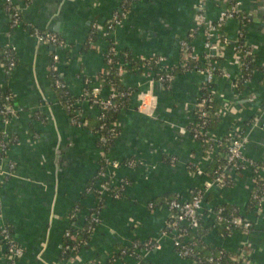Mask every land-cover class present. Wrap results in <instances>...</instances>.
<instances>
[{
  "label": "crops",
  "instance_id": "1",
  "mask_svg": "<svg viewBox=\"0 0 264 264\" xmlns=\"http://www.w3.org/2000/svg\"><path fill=\"white\" fill-rule=\"evenodd\" d=\"M10 1L11 7L20 12L22 26L12 27L7 0H0V49L12 47L16 56L11 76L0 67V92H9L21 113L9 124L0 118V136L6 133L10 139L7 152L0 155V169L7 172V177H0L2 222L25 250L18 264H60L65 232L84 227L85 219L97 207L96 199L86 195L90 182L97 179L104 154L96 134L86 126L73 124L72 115L54 88L49 66L53 55H59L60 80L70 96L78 99L81 119H98L100 112L86 102L85 91L100 86L109 46L100 34L125 0ZM242 2L243 11L249 17L253 14L246 29V43L259 71L247 91L238 95L234 85L242 76V65L232 45L238 29L235 21L227 22L224 32L230 45L214 63L223 74L212 83L215 102L223 114L213 136L217 140L235 129L248 128L245 156L264 166V12L258 7L260 0ZM202 5L211 23L220 22L227 9L217 0H139L132 4L129 18L112 39L117 41L120 53L130 55L134 61L162 57L175 67L181 42L195 31L192 44L202 60L207 54L197 22ZM33 29L57 35L65 48L40 43L32 35ZM121 79L132 97L116 118L119 137L109 151V159L119 162L120 167L109 172L113 179H126L129 185L120 199L105 198L101 221L79 255V263L106 264L121 247L153 242L161 248L151 251L147 264H194L177 256L172 236L162 237L172 220L166 205L156 210L150 205L168 195L188 200L208 181L210 163L189 131L207 76L184 73L166 88L142 66ZM102 95L106 97L108 91L104 89ZM256 120L259 125L250 131ZM129 162H134V167H128ZM11 165L15 166L14 172L10 171ZM250 173L234 175L227 188L213 189L205 208L226 206L239 210L252 224L251 232L237 230L224 240L211 232L206 242L230 255H237L249 245L252 263L264 264V202L259 213L248 211L253 193ZM79 205L83 207L82 216L77 215L72 222L70 217ZM116 264L135 261L127 258Z\"/></svg>",
  "mask_w": 264,
  "mask_h": 264
},
{
  "label": "built area",
  "instance_id": "2",
  "mask_svg": "<svg viewBox=\"0 0 264 264\" xmlns=\"http://www.w3.org/2000/svg\"><path fill=\"white\" fill-rule=\"evenodd\" d=\"M30 1V0H27ZM138 0H125L122 4V7L119 11H117L114 16L111 18L107 26L103 30V35L105 38L111 39L112 42L109 43L108 50H107V57L105 58L106 61V70L104 72V75L107 76L110 74V69L112 67H117L119 71V76L122 78L123 75L128 73L129 71H126L124 69V64L121 62H118V65L114 62V57L117 55H121L119 49H118V43L116 40L112 39V36L116 33V30L119 27H122V25L126 22V20L129 18V14L131 12V7L134 2H137ZM219 2H224L227 6V9L222 12L220 22L218 23H211L208 21L206 17V10L205 7L202 5L198 9L197 13V22H198V29L200 33L205 38V49L207 51V54L205 55L206 60L211 59H219L224 56L225 49L230 45V40L225 34L224 29H222L223 25L225 26L227 22L235 21V17L239 14L245 13L243 11V2L242 0H217ZM9 9L11 6V1L7 0ZM17 13L13 15L12 20V27H18L20 25L21 15L19 11H16ZM243 20H249V16L246 14V16H242ZM97 30V29H96ZM198 33V32H197ZM40 43L42 44H49L53 45L56 49H63L65 48V42L60 39L57 35L53 33H41L38 30H34L33 34ZM241 35V34H240ZM196 37V32H192L189 35V39H194ZM90 42L93 43V39H90ZM10 50L7 51V55L11 56L12 53L15 51L14 48L10 47ZM181 50L183 52L182 59H183V67H187L193 63L197 64L201 62V58L197 55L193 45L189 43V41H182L181 42ZM235 51L238 53V59L240 60V63L242 65V68L244 67V64L242 63V53H245L247 56H252L253 51L251 49L247 50L241 46L235 47ZM125 57H122L121 59H125ZM157 58V64L159 68V74L156 76L155 80L158 84H161L165 86L166 88H171L173 83L175 82L176 77L172 74L173 67L169 66L166 63V59L162 57H153L151 59L146 60H153ZM141 59V61H146ZM59 65H60V57L59 55L55 54L52 57V60L50 62L49 66V72L53 75L55 78V87L59 90L63 91V95L66 97L68 96L69 90L68 87L63 83L57 76L59 75ZM147 68L148 65L144 64L143 68ZM16 68V61L11 60L8 64L7 69L5 72L7 74L12 73ZM151 70V68H150ZM190 72H197L201 73L203 75L207 76V82L201 89V97L200 101L198 103L197 107V121H194L193 123V139L197 141V143L200 144V146L203 149V156L207 161H211L215 157H218L220 159L226 160L225 168L223 169L222 175H218V177L214 179H208L207 183L203 187V189H200L196 191V193L192 196V198L186 200L182 198H177L176 200H173L166 204V210L170 212L172 215V221L167 226V229L162 232V237L167 238L169 235L173 237L174 247L177 253V256L181 259L190 260L194 264H253L252 263V249L249 245H247V248L240 251L237 255L232 256L230 259V262L223 263V257L224 252L220 254L218 258H211L208 261H203L201 259L197 258V254L193 250L192 247H190L186 240L183 239V236H180L178 234L177 229L180 227H185L187 229H193L197 230L201 224L202 221V215H203V209H204V198L215 188H227L232 183V179L234 175H237V171L241 170V173L238 175L243 174L244 172H251L252 174V183H253V193L251 195L252 203L254 202L255 205V212L259 213L261 210V206L264 202V168L259 167L256 165L255 162L249 160L245 156V149L248 142V131L246 129L243 130H234L232 131L228 137H230V144L228 147V151L226 153H223L219 151V147H217L216 142H218L212 133H209L205 130L209 120L211 119L213 113V110L208 107V105L211 103V99L205 98L203 93V90L207 88L208 85H212L214 79L217 75L222 76L223 74L221 71H217L214 64H207L204 68H197L195 67L194 70H191ZM220 73V74H219ZM104 92L103 87L96 86L92 90L86 89L85 91V100L87 103H89L91 106L97 108L100 112L99 118L101 121H103V124L101 126V131L105 133L106 137H111L112 135H115V129L117 128L114 124L112 127H108L106 124L107 116L110 111H118L119 105L117 100L120 98H130L132 97V94H126V93H119L115 88L111 87L108 90V95L104 97L102 93ZM213 92V90H212ZM7 104L0 109V118L3 120L5 124H9L14 118L18 116V114L21 113L17 108L13 105L12 97L6 98ZM78 106V105H76ZM74 107L73 104L69 105V109H72ZM216 115L219 117L222 116V111L215 112ZM214 116V115H213ZM79 117H81L80 112H77L73 118V124L85 127L86 123L83 122L82 119L79 120ZM252 124V125H251ZM250 131L259 125V121H253L251 123ZM247 131V132H246ZM104 135L102 137H99L100 139H106ZM201 137H207L208 139H205L203 141H199ZM10 139L8 136H6V133H3L0 136V155H3L7 152L9 148ZM107 162V168H99V172L97 175V185L96 186H90L87 190V195L89 194H97L100 197L111 199H120L124 193L127 190V187L129 185V181L127 182L126 179L123 180H115L113 179V176H111L109 170L115 169L120 167L119 163L111 161L109 158L104 157ZM134 162H129L127 164L128 167H134ZM15 166L11 165L10 171L14 172ZM11 172L9 176L12 175ZM198 172L202 174V172L198 169ZM226 174L227 176H224ZM0 177H7V172L3 171V169H0ZM230 180V181H229ZM110 185L115 188V191L111 189ZM101 199V198H100ZM150 208L152 210H156V206L154 204L150 205ZM74 213L71 215L70 220L72 222L75 221L77 218L79 209L78 207L73 211ZM100 214L101 212H97L94 215H92V222L96 224L97 226L100 223ZM211 215V216H210ZM208 217H217V219L221 220L222 218L218 215L215 216V214H212V212L209 213ZM230 227V228H229ZM97 228V227H96ZM95 229L92 231L95 232ZM229 230L233 231L241 230L242 232L249 234L252 230V224L250 222L244 223L241 219L235 218L229 222L228 226ZM71 228L68 229L64 237L68 239L70 242H77L78 239V233L73 234L71 232ZM171 231H173L174 235H171ZM82 244H78L74 251H79L80 246ZM132 248H134L135 251L141 250L142 252V258L147 259V256L151 253L153 249L156 248L160 249L161 247L157 244H154L153 242H145V243H139L136 242L132 245ZM61 249H63V245L61 246ZM122 255L125 259H133L132 255H127V253L123 252ZM25 256V250L19 246L12 235V231L10 227L2 222V204L0 202V262H7L8 264H18L21 259H23ZM79 256H74L66 261H60V264H81L79 263L80 260L78 258ZM124 259V260H125ZM123 260V261H124ZM135 264H141L140 261L135 260ZM121 262V261H119ZM118 261H114V263H119ZM87 264H95L94 262H90Z\"/></svg>",
  "mask_w": 264,
  "mask_h": 264
},
{
  "label": "trees",
  "instance_id": "3",
  "mask_svg": "<svg viewBox=\"0 0 264 264\" xmlns=\"http://www.w3.org/2000/svg\"><path fill=\"white\" fill-rule=\"evenodd\" d=\"M8 9H9V6H8L7 10ZM9 12H11L12 15H15L17 13L16 10L11 6H10ZM242 16H246V13L239 14L238 16L235 17V22H236L237 29H238V32H237L238 35H237V39L234 41V44H232V45H234V47L241 46V47L249 50L251 48L246 43V29L249 26L250 21H248V19L243 20ZM21 19H22V17H21ZM21 26H22V22L20 20V25L18 27H21ZM18 27H13V28H18ZM224 28H225V26L223 25L222 29H224ZM34 30L35 29H33V31H32V35L34 34ZM98 34H100V33H98ZM102 34L103 33L101 32L100 35H102ZM186 40L189 41V43L191 45H193L192 43H193L194 39L187 38ZM106 41L108 42V44L112 42V40L108 39V38L106 39ZM9 50H10L9 48L0 49V67H3L4 70L7 69L8 64L11 60L16 61L15 52H13L11 56L7 55V51H9ZM182 54H183V52L180 48L179 63L176 64L175 67H173V69H172V74L175 77L180 76L184 73H188L191 70H194L195 67L202 69L209 63L214 64V63L220 61V59L206 60L205 56H203L200 63H197V64L193 63L190 65V67L187 66L185 68V67H183L184 62L182 59ZM241 55L243 56L242 57V63L244 64V67L242 68V76L240 79L235 81V85H234L235 91L238 95H242L244 92L247 91L248 84L251 82L254 74L256 73V71H259L258 66L256 64V57L254 55L247 56V57H246L245 53H242ZM125 56L127 59H126V61H123L121 58L125 57ZM106 57H107V55H105V58ZM157 60L158 59L155 58L153 60H146L143 62L142 61L138 62V61H134L132 59V57L130 55H127V54L126 55L121 54L120 56L117 55L116 57H114V62L117 65H118V62L123 63L124 69L126 71H129V72L135 71L137 69H141V67L144 64H147L148 67L146 69L150 70V68H151L150 71H152L154 73L155 79L158 78L156 75L159 74V68H158ZM13 72L10 74H7L6 72L5 73L7 75L11 76L13 74ZM50 76L52 78L54 88L57 91H59V93L61 95L62 103L65 105V107L68 109V111L70 112V114L74 118V116L77 112H81V108L76 106L77 105L76 101L78 99L71 97L70 94L65 97L63 95V91L59 90L55 87L56 81H55V78L53 77V75L51 73H50ZM57 78L60 79V76L58 75ZM99 84L102 85V87H103V89H105V91H108L109 88L113 87L119 93L132 94L131 90L126 89L122 85V79L119 76V71H118L117 67H112L110 69L109 75H107V76L103 75L99 79ZM213 88H214V85H208L207 88L205 90H203V93H202L205 98L211 99V103L208 105V107L213 110L214 116L212 115L211 119L209 120V122L205 128V130L209 133H212V134L218 129L219 124L222 121L221 117H219L218 115L215 114V112H218L220 110V108L215 102L214 93L212 92ZM8 96L12 97V95L9 94V92L8 93L7 92H4V93L0 92V109L3 108L7 104L6 98ZM130 98H120L117 100L118 105H119V110L117 112L116 111H110L108 113V116H107L108 118H107L106 124L109 128L115 124L116 118H117V115L119 114V112L128 106V102H129ZM70 104L74 105V107L72 109H69ZM80 119H81V117H79V120ZM195 121H197V115H196ZM83 122L86 123V127L89 128L98 137H102L103 135L105 136V133L101 131V126L103 124V121H101L100 119H96L95 121H83ZM192 127H193V124L191 125L189 131H190V134L193 138V134H192L193 128ZM118 137H119V131L116 128L115 129V135H112L111 137L110 136L106 137L105 140L100 139L99 147H100L101 151L103 152L104 157L109 158V151L115 146ZM205 139H208V138L200 136L199 141H203ZM217 141L218 142H216V145H217V147H219V151L226 153L228 151V147L230 144V137L225 136L223 138L217 139ZM209 163L210 164H209V168L206 172V176L208 179H211V180L214 179L215 180L218 177V175H220V176L222 175L223 169L225 168V165H226V160L215 157ZM256 165L264 168V166L258 165L257 163H256ZM107 166L108 165H107L106 159H102L100 164H99V168L104 169V168H107ZM236 173L238 175L239 173H241V170L237 171ZM252 174L253 173H250L251 177H252ZM224 176H227V175L224 174ZM97 181H98L97 179L91 181L90 186H96ZM231 183H233V182H231ZM110 187H111V189H113V191H115V188H113L111 185H110ZM86 196L87 197H91V196L94 197L97 201V207L89 213L90 215L88 214L89 216L85 219L84 227H82L81 229L71 228L72 229L71 232L73 234L78 233L77 242H75V243L70 242L68 239H66L64 237L63 249L61 250L60 261H66V260H69L70 258H72L74 256L75 257L79 256L81 254L82 250L87 246L88 242L90 241V238L94 233V231H92V230L97 227V225L94 224L91 220L92 215H94L97 212H101V210L103 208V204L105 202V198L103 199V197H100L97 194H93V195L89 194ZM108 198H110V197H108ZM177 198L178 197L176 195H168V196H165L162 200L155 201L154 205L157 208H164V206L167 203H169L173 200H176ZM206 199H207V196L203 200L204 209H203L202 221H201L199 228L197 230H193V229H187L185 227H180L177 229L178 234L180 236H183V239L188 242L187 244L193 248V250L197 254L198 259H201V260L206 262L211 258H218L220 256V254L222 252H224V257H223L222 262L223 263H226L228 261L230 262L231 257L235 256V255H230L220 248H215L214 246L209 245L206 242V238L208 237L209 234H211V232H216V234L222 240H224L227 237H229L230 233L233 231V229L232 230L228 229L229 222H231V220H233L235 218H239L244 223H246V222H248V219L239 210H234L233 208H228L226 206L216 207L212 210H210L209 208L206 209L205 208ZM78 209H79L78 215L82 216L83 207L81 205H79ZM248 211H250V212L255 211L254 202L252 203V205H250L248 207ZM210 212H212V214H215V216L219 215L222 219L219 220V219H217V217L208 218V215ZM170 233H171V235H174L173 231H171ZM80 243L82 245L80 246L79 251H74V248ZM123 252L127 253V255H132L133 259L140 261L141 264H147L146 260L142 258L141 250L135 251L134 248H132V247H128V248L121 247L119 252L111 260H109L106 264H115L114 261H118V262L121 261L122 262L125 259L124 256L122 255Z\"/></svg>",
  "mask_w": 264,
  "mask_h": 264
},
{
  "label": "water",
  "instance_id": "4",
  "mask_svg": "<svg viewBox=\"0 0 264 264\" xmlns=\"http://www.w3.org/2000/svg\"><path fill=\"white\" fill-rule=\"evenodd\" d=\"M261 3L258 4V7H261V9L263 10L262 12H264V0H260ZM250 20L253 19V14L250 15Z\"/></svg>",
  "mask_w": 264,
  "mask_h": 264
},
{
  "label": "rangeland",
  "instance_id": "5",
  "mask_svg": "<svg viewBox=\"0 0 264 264\" xmlns=\"http://www.w3.org/2000/svg\"><path fill=\"white\" fill-rule=\"evenodd\" d=\"M116 163H119V162H116Z\"/></svg>",
  "mask_w": 264,
  "mask_h": 264
}]
</instances>
